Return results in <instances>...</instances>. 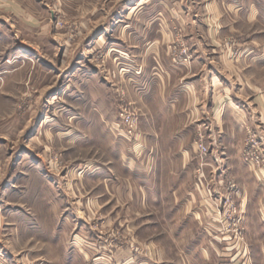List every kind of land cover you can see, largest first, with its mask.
Returning a JSON list of instances; mask_svg holds the SVG:
<instances>
[{"label":"rangeland","instance_id":"rangeland-1","mask_svg":"<svg viewBox=\"0 0 264 264\" xmlns=\"http://www.w3.org/2000/svg\"><path fill=\"white\" fill-rule=\"evenodd\" d=\"M208 2L229 14L216 45L232 62L254 46L264 64V0H0V264H264V204L253 194L243 209L241 187L221 188L205 171L207 126L191 140L206 220L161 229L156 196L140 188L165 154L153 125L162 129L156 115L166 104L156 85L137 84V55L125 49L136 39L123 35L144 16H168L160 61L188 69L195 43L215 44ZM260 124L244 125L238 153L262 189Z\"/></svg>","mask_w":264,"mask_h":264},{"label":"crops","instance_id":"crops-1","mask_svg":"<svg viewBox=\"0 0 264 264\" xmlns=\"http://www.w3.org/2000/svg\"><path fill=\"white\" fill-rule=\"evenodd\" d=\"M211 5L208 2L204 8L207 18L218 22L215 44L197 46L193 33H189L188 40L195 43V47L194 60L188 69L160 61L165 55V42L170 38L171 25L167 20L171 19L168 16L159 18L154 15L151 20L144 16L139 29L134 27L127 31V37L123 35L126 40L136 39L125 49L137 55L140 67L137 84L156 85L154 92L159 93L158 98L166 104L165 108L161 107L160 115H156L162 129L157 124L153 125L154 144L165 154L158 159L160 163L155 168L153 180L140 187L145 195L152 193L156 196L159 218L154 224H159L161 229H194L201 222V216L206 220L209 204L203 196L205 189L192 175L198 160L191 140L200 125L207 126L209 154L205 171H210V175L221 182V188L225 181L236 182L243 191V209L248 208L249 199L254 195H259L257 206L264 204V188L259 189L257 183L260 179L256 174L253 180L249 178L238 153L239 137L245 124L261 123L264 129V88L258 83V65L264 64L260 63L262 58L259 59L254 46L242 47L241 57L232 62L229 59L231 51L216 45L224 33V30L221 32V24L225 25L229 14H223L222 7L220 13ZM250 5L257 6L258 0H250ZM142 9H138L134 16L140 15ZM240 15L234 13L233 17ZM246 16L252 22L255 11L251 8ZM212 62L219 63V66L215 67ZM261 76L264 79L263 72Z\"/></svg>","mask_w":264,"mask_h":264},{"label":"built area","instance_id":"built-area-1","mask_svg":"<svg viewBox=\"0 0 264 264\" xmlns=\"http://www.w3.org/2000/svg\"><path fill=\"white\" fill-rule=\"evenodd\" d=\"M131 118V121H133L134 118L130 117ZM198 148H199V151L202 153V154H205L207 152V148L205 147V145L203 143H199L197 144ZM252 164H258V162H254L252 159L250 161Z\"/></svg>","mask_w":264,"mask_h":264},{"label":"bare ground","instance_id":"bare-ground-1","mask_svg":"<svg viewBox=\"0 0 264 264\" xmlns=\"http://www.w3.org/2000/svg\"><path fill=\"white\" fill-rule=\"evenodd\" d=\"M135 8V7H134Z\"/></svg>","mask_w":264,"mask_h":264}]
</instances>
